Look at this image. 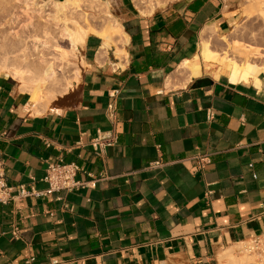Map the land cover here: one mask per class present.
<instances>
[{"label": "crops", "instance_id": "obj_1", "mask_svg": "<svg viewBox=\"0 0 264 264\" xmlns=\"http://www.w3.org/2000/svg\"><path fill=\"white\" fill-rule=\"evenodd\" d=\"M240 3L179 0L142 16L122 1L121 54L87 36L64 110L31 114L26 88L0 74L8 185L44 191L57 159L80 169L75 181L98 180L0 205V264H210L217 251L264 236V81L231 82L228 63L200 59L203 30H229ZM111 130L115 145L98 155L89 142Z\"/></svg>", "mask_w": 264, "mask_h": 264}, {"label": "rangeland", "instance_id": "obj_2", "mask_svg": "<svg viewBox=\"0 0 264 264\" xmlns=\"http://www.w3.org/2000/svg\"><path fill=\"white\" fill-rule=\"evenodd\" d=\"M34 1L49 2L50 0ZM122 1H129L138 14L141 11L144 13L150 11L148 4L140 0H109L108 4L105 3V0H78V5L76 3L75 8L69 9L67 13L55 15V9H48L51 7L48 4L46 7L48 10L44 11L41 15H37L31 13L29 8L25 9V5H29L30 2L25 3V0H0V65H7L10 68L19 69L24 72L23 77L27 82L21 85L26 88L27 93L33 90L29 81L33 79L42 80L39 83L40 89L44 92L49 89L56 91V100L50 103L47 108L64 110L69 105V101H72L73 92L78 86V83L73 79V74L79 70L81 78L85 64L80 47H78L79 55L69 53L71 46L69 39L66 38L67 35L63 32L62 26L64 23L62 22L63 20L61 21V18L65 17V15L68 16L65 17L66 19L69 18L68 20L65 19V23L67 24L66 28L68 27L70 32L82 30L83 32H87V36L91 34L101 36L108 28L117 24L120 25V7ZM151 1L152 7H155L156 1L159 3V5H156V9L154 8L155 10H153V13H155L156 11L166 9L179 0ZM248 1L250 2V0H241L239 4L240 16L237 23L227 31L218 32L220 36L229 35L232 46L235 43L236 46H243L250 27H254L253 29L256 32L258 31L257 28H259L260 21L247 19L251 11L248 5L250 3L252 5L253 0L250 3ZM248 10H250L249 13ZM150 15L145 14L144 16ZM34 38L38 40L37 43H40L39 45L37 44V53L33 52ZM217 38L219 39V37ZM218 39H213V49L222 53L225 50V46ZM56 48L69 53L66 60L58 57L57 52H55ZM239 54V58L243 59L242 53ZM49 74H52V76L50 77ZM67 82H70L73 88L71 87L66 94H61L60 92ZM248 242L253 243V240ZM253 245L254 250L250 251L251 255H256L255 262L257 264H263L264 244L253 243ZM225 249L217 251L214 262H210V264H220L217 256ZM234 255L237 257L241 256L239 252L234 253ZM163 264H196V261L174 257Z\"/></svg>", "mask_w": 264, "mask_h": 264}, {"label": "bare ground", "instance_id": "obj_3", "mask_svg": "<svg viewBox=\"0 0 264 264\" xmlns=\"http://www.w3.org/2000/svg\"><path fill=\"white\" fill-rule=\"evenodd\" d=\"M77 1L78 0H62V1L50 0L49 2H44V1L36 2L34 0H28V1L25 0V3L30 2L29 5L31 6L30 7L29 5H25V9L29 8L31 13L41 15L44 11L53 8L55 9V12H56L55 15L64 14V13H67L69 9L75 8L74 6H76ZM140 1L147 3L148 8L150 9L148 13H144L141 11L140 14L143 16L145 14H148V15L152 14L153 10L156 9V5H159L157 1H156V5H154L155 7H152L153 4L151 5L152 3L151 0H140ZM251 1L252 0H250V2ZM105 3L108 4L109 0H105ZM48 4L51 5V7L46 9ZM248 6H250L251 11L248 10V13L249 11L250 13H249V16H247L248 17L247 19L251 21L253 19L260 21L259 23L260 25L257 23L259 25V28H257L258 31L256 32L255 29H253L254 27L253 28L250 27L249 33L246 32L248 33V36L246 37V40L244 41L243 46H236L235 45L236 43L232 46L229 35L218 36L219 37L218 41H221L223 45L225 46V50L222 53H218L219 51L215 52L212 50V44H211L213 38H215L214 36L218 35L217 28L216 26L206 27L203 30V33L201 34H204V35L207 34L209 36L207 40L202 39L201 45L199 44L200 45V59H202L203 61L213 62V63H222V62L229 63L231 82H234V83L243 82L249 85L252 84L254 86H258V85L260 86V77L264 81V0H253L252 5L250 3ZM61 17L63 16L61 15ZM65 17H68V16L65 15ZM65 17H63L64 19L61 18V21L63 20L62 22L64 23L63 24L64 27L62 26V28L64 29L63 32L67 35L66 38L69 39V42H70L69 44L71 46V49H70L71 51L69 53H72L73 55H79L78 47L80 48L83 47L84 41L87 37V32H83L82 30L70 32L68 27L66 28L67 24L65 23V19H66ZM68 19L69 18H67L66 20ZM69 21L72 22L71 20ZM101 37L104 39V44H103L104 48H110V46L114 44V46L116 45L115 48L118 51V48H119L118 46L124 45L125 36L122 33L119 24L108 28L105 32H103V34H101ZM201 37L203 36L201 35ZM37 42L38 40L34 38L33 52H36V53L38 52L37 44L38 45L40 44ZM55 52H57L58 57L62 60H66V57L69 54L68 52L60 50L59 48H56ZM239 53H242L243 59L239 58V55H240ZM117 54H121V51H118ZM38 72L40 73V71ZM0 74L5 75L6 77H12L20 84H24L25 82H27L23 77L24 72H22L19 69L10 68L7 65L5 66L0 65ZM49 76L51 77L52 74H49ZM79 78H80V73H79V70H77L73 74V79L76 81V83H80ZM41 81L42 80L40 79H36V80L33 79L29 81L33 89L32 92L29 93L30 101H31L30 112L33 115L41 114L42 110H44L42 109L43 106L44 108H46L49 106L50 103L56 100L55 90L49 89L44 92L42 89H40L39 83ZM71 87L72 86L70 82H67L65 87L62 89L60 93L66 94L67 91ZM251 250H254L253 243L251 242L249 243L248 241H243V242L233 244L229 248L223 250V252L218 254L217 258L220 264H257L255 262L256 255H251V252H250ZM237 252H239L241 256L239 257L235 256L234 253H237ZM262 260L264 264V256L262 257Z\"/></svg>", "mask_w": 264, "mask_h": 264}, {"label": "built area", "instance_id": "obj_4", "mask_svg": "<svg viewBox=\"0 0 264 264\" xmlns=\"http://www.w3.org/2000/svg\"><path fill=\"white\" fill-rule=\"evenodd\" d=\"M105 116L109 123L113 126L116 123V101H114V95L110 96ZM116 143V135L113 130L108 132H99L97 136L92 139L89 144L92 150L98 155H102L106 148L114 146ZM199 163L205 165L208 163L207 157H199ZM158 162L151 163L150 167H157ZM80 169L74 164H67L61 159H57L55 162L49 163L46 167L45 176L43 182L46 185V189L42 192L29 190L27 191L23 187L13 188L7 183L5 174V164L2 161L0 153V205H7L15 201V199H25L33 196H49L54 193H71L80 188H92L98 180H93L89 183L75 181L76 174ZM14 236H18L17 231H14ZM254 244H264V236L258 237L253 240Z\"/></svg>", "mask_w": 264, "mask_h": 264}]
</instances>
